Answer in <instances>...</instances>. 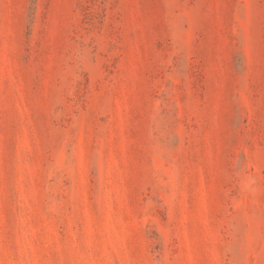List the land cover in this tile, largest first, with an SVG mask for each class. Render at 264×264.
Wrapping results in <instances>:
<instances>
[{"label":"rangeland","instance_id":"obj_1","mask_svg":"<svg viewBox=\"0 0 264 264\" xmlns=\"http://www.w3.org/2000/svg\"><path fill=\"white\" fill-rule=\"evenodd\" d=\"M0 264H264V0H0Z\"/></svg>","mask_w":264,"mask_h":264}]
</instances>
